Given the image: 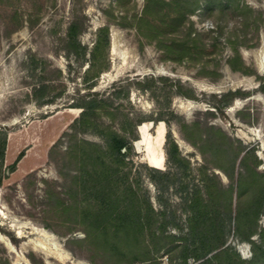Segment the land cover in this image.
Instances as JSON below:
<instances>
[{
    "label": "rangeland",
    "instance_id": "374dc122",
    "mask_svg": "<svg viewBox=\"0 0 264 264\" xmlns=\"http://www.w3.org/2000/svg\"><path fill=\"white\" fill-rule=\"evenodd\" d=\"M240 1L252 11L241 15L226 8L221 13L218 6L209 8L203 3L190 16L195 31L204 39L205 47L198 50L202 56L198 60L176 61L155 43L141 38L135 28L119 24L124 21L123 15L131 19L140 14L145 0H0V131L7 134L2 165L7 176L0 185V232L9 242L10 236L17 240L16 244L11 241L14 250L0 241V264H26L27 260L30 264H170L169 257L162 253L136 263L118 260L87 239L79 210L85 201L79 203L81 199L70 190L78 166L70 157L71 139L66 134L73 132L71 124L82 110L72 107L78 91H86L83 76L88 63L81 64L75 56L67 57L64 48L67 27L76 16L86 27L80 39L89 50L97 29L110 26V46L102 50L104 60L97 65L103 70L90 81L96 82L92 91L110 97L114 107L119 106L118 116L128 114L137 119L162 113L170 120V130L183 155L196 168L203 162L202 155L186 139L179 118L171 111L189 123L199 120L219 126L238 142L255 148L261 161L258 169L264 173V92L260 90L264 80V0ZM236 50L241 56V70H234L228 63ZM151 77L156 80L155 94L138 85ZM42 83H49L50 90L43 95L38 92L37 96L35 87ZM178 84L185 93L192 90L195 98L177 94ZM115 90H120L122 96L112 97L110 93ZM231 90H241L249 96L234 99L223 116L214 106L221 104V93ZM51 99L53 102L46 103ZM230 108H234L233 115ZM120 117L115 120L116 128ZM104 119L111 123L108 117ZM160 121L140 124L151 122L141 148L136 146L141 139L137 125L138 139L133 141L131 177L140 176V185L152 197L156 188L139 164L147 162L149 148H154L152 136ZM163 122L166 138L169 127ZM77 138L102 141L90 132L80 133ZM20 153L23 156L15 170L10 171ZM242 155L236 162V171L242 170ZM167 169L165 160L164 170ZM214 170L229 185L226 175L220 169ZM188 179H193V175ZM172 201L178 202L176 194H172ZM260 222L264 225V215ZM182 223L186 225L185 215ZM34 228L53 234L58 246ZM25 242L32 243L24 248ZM229 242L242 258L252 256L249 243L233 236ZM63 252L66 257H62Z\"/></svg>",
    "mask_w": 264,
    "mask_h": 264
},
{
    "label": "trees",
    "instance_id": "16d2710c",
    "mask_svg": "<svg viewBox=\"0 0 264 264\" xmlns=\"http://www.w3.org/2000/svg\"><path fill=\"white\" fill-rule=\"evenodd\" d=\"M203 3L209 8L218 6L221 13L226 8L241 15L252 11L240 0H145L140 14L131 19L123 15L124 21L119 24L135 28L141 38L155 43L176 61L198 60L199 55L202 56L198 50L204 48L205 43L202 35L195 31L190 16ZM85 28L83 21L74 17L67 27L64 48L67 57L75 56L81 59V64L88 63L83 76L86 91H78L77 101L72 105L82 110L71 124L73 132L66 133L71 139L70 157L78 166L70 190L81 199L79 203L84 204L82 201H85L79 210L87 239L110 256L118 260L128 259L130 263L144 258L152 260L162 253L169 257L170 264H192L191 260L193 264H264V225L260 222L264 215V173L258 169L261 161L255 148L238 142L219 126H209L199 120L189 123L171 111L179 118L186 139L202 155L203 162L196 168L183 155L170 130V120L162 113L157 117L141 116L137 119L128 114L118 116L119 106L114 107L110 97L92 91L96 82L90 81L103 70L97 65L104 60L102 50L110 46V26L97 29L90 50L80 39ZM220 29V34H223V29ZM228 63L234 70L242 69L239 67L242 61L238 50ZM155 81L151 77L139 81L138 85L155 94ZM50 86L42 83L35 87V95L38 92L45 94ZM176 88L177 94L195 98L192 90L185 93L180 84ZM260 90L264 92V80ZM110 95L119 98L122 93L115 90ZM247 96L249 93L241 90L224 92L219 95L221 104L214 107L225 116L224 109L234 99ZM51 102L52 99L46 101ZM105 116L111 123H106ZM117 117H120L118 128L114 125ZM160 120L169 127L164 144L168 169L156 168L147 162L139 164L156 188L152 197L149 190L140 185V176L131 177L133 141L138 139L137 125ZM89 132L97 134L102 141L77 138L78 134ZM6 145L7 134L0 131V185L7 176L2 172ZM242 153V170L236 171V162ZM22 156V153L18 155L10 165V171L15 170ZM214 168L226 175L229 185L223 183ZM190 175L193 179H188ZM172 194L177 195L178 202L172 201ZM183 215L186 217L185 226ZM230 236L249 243L252 256L242 258L229 242ZM10 239L16 244L15 237L10 236Z\"/></svg>",
    "mask_w": 264,
    "mask_h": 264
},
{
    "label": "bare ground",
    "instance_id": "6f19581e",
    "mask_svg": "<svg viewBox=\"0 0 264 264\" xmlns=\"http://www.w3.org/2000/svg\"><path fill=\"white\" fill-rule=\"evenodd\" d=\"M261 70H264V64L261 65ZM229 112L233 115V113L235 112L234 108H230ZM150 124H151V122H149L147 124L140 125L139 132L141 134V139L136 141L137 148H141V145H144L145 137L147 136L148 127L150 126ZM165 129H166L165 123L163 121H160V123H158L156 128H155V135L152 136L154 148H149L151 150V152H149L148 156L146 157V161L149 165L156 167V168H160V169H164V165H165V162L163 159V151H162V148L164 145V139H165V131H166ZM148 145H149V143H148ZM149 147H150V145H149ZM34 231L36 233H39L42 236H47L48 238L53 239L56 242L54 235L51 234L50 232H48L44 229H41V228H34ZM0 241L3 242L11 250H14V247L9 242L8 238L5 235H3L1 232H0ZM31 243L25 242L24 248L28 247ZM56 246H58L57 242H56ZM63 255H66V253L65 252L62 253V257H66ZM26 264H30L28 262V260L26 261Z\"/></svg>",
    "mask_w": 264,
    "mask_h": 264
},
{
    "label": "water",
    "instance_id": "95a60500",
    "mask_svg": "<svg viewBox=\"0 0 264 264\" xmlns=\"http://www.w3.org/2000/svg\"><path fill=\"white\" fill-rule=\"evenodd\" d=\"M164 144H165V139H164ZM162 151H163V159H164V162H165V160H166V156H165V150H164V147L162 148ZM10 243H11V241H10Z\"/></svg>",
    "mask_w": 264,
    "mask_h": 264
}]
</instances>
